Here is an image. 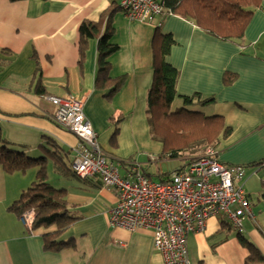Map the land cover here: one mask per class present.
<instances>
[{
    "label": "crops",
    "instance_id": "crops-1",
    "mask_svg": "<svg viewBox=\"0 0 264 264\" xmlns=\"http://www.w3.org/2000/svg\"><path fill=\"white\" fill-rule=\"evenodd\" d=\"M119 1L0 0V133L10 149L39 158L48 155L44 146L52 141L62 150L65 164L73 161L78 140L51 120L56 107L47 99L73 95L83 99V112L97 143L119 175L122 160L133 159L126 176L136 170L134 165L141 167L142 158L159 156L162 146L152 140L146 117L152 40L158 29L174 42L166 57L179 72L174 104L196 94L213 98L203 106L204 113L222 117L224 126L231 129L227 137H219L214 151L217 160L243 167V175L261 184L264 168L252 164L264 159V0L243 39L235 43L216 39L176 15L163 13L153 23L131 21L118 9ZM100 19L101 30L110 26L112 42L118 46L110 58V74L126 77L111 100L94 88L96 39L88 41L83 63L78 65L79 26L85 20ZM37 68L44 96L34 91ZM225 73L235 74L236 79L224 84ZM115 127L118 133L112 140ZM36 172L32 168L6 174L0 167V264H164L151 231L129 232L108 225L117 190L102 186L97 178L69 177L62 184L69 210L78 220L61 238L73 239L75 248L44 251L42 236L53 229L28 234L19 218L7 210L34 181ZM252 189L259 205L257 215L244 220L243 235L264 257V195L262 188ZM227 223L216 215L208 219L205 232L188 235L189 264H244L247 251Z\"/></svg>",
    "mask_w": 264,
    "mask_h": 264
},
{
    "label": "trees",
    "instance_id": "trees-1",
    "mask_svg": "<svg viewBox=\"0 0 264 264\" xmlns=\"http://www.w3.org/2000/svg\"><path fill=\"white\" fill-rule=\"evenodd\" d=\"M9 1L15 3L30 0ZM159 2L162 5L161 15L163 13L176 15L191 22L197 28L216 39L235 43L237 40L243 39L244 30L255 9L260 7L261 0H159ZM118 9L122 11L120 1ZM112 13L113 11L110 9L106 14L110 17ZM160 25V21L156 23L157 27ZM78 33V65L81 67L83 63L88 41L96 39L94 88L103 92L105 99L111 100L126 79L125 76L112 77L110 74V58L118 51V46L112 42L113 29L110 26H105L102 31L101 19L96 22L85 20L80 24ZM173 44L171 36L162 35L158 32V29L156 30L152 40L153 74L147 94L146 117L152 138L162 146L158 159H177L183 155L182 153L189 152L186 155L188 158L185 166L174 171L178 172L201 159L208 150L215 151L219 145V137H227L231 129L224 126L222 117L206 115L200 110L193 109L194 106L203 107L211 104L213 98H202L199 94L192 97H181L179 99L182 105L175 110L171 109L172 104L178 98L176 85L179 76V72L166 62V57L169 55ZM38 68L33 77L34 91L38 95L44 96L46 91L41 84ZM235 79L236 75L232 73H225L223 76L224 84L232 83ZM117 133L118 128L115 127L112 140ZM44 149L48 152V155H43L39 158L25 156L20 150L10 149L0 133V167L6 174L25 173L32 168H37L34 181L20 193L19 197L8 206L7 210L18 218L28 210H34L33 231L53 229L42 236L43 250L58 253L65 249L75 248L73 239L66 241L61 237L78 218L73 216L72 211L69 210L67 191L62 188H54L47 183V163L50 162L52 164L54 173L59 177L78 178L71 168L73 162L64 163L62 150L54 142L49 141L48 145L44 146ZM214 157L217 159L216 154ZM131 160L133 159L129 158L120 161L121 167L126 171H130L129 167H133ZM134 166H136L137 172L157 182H165L168 176L174 173H163L152 178L144 171L142 172L139 165ZM252 166L264 168V159L252 164ZM134 173L135 171H131L122 178H128ZM96 178V176H92L83 180ZM99 182L103 186L100 180ZM261 186L264 189V181L261 182ZM244 193L250 213L244 212L241 216L240 228H233L231 222L222 213L216 215H220L228 221L229 225L228 223L227 225L236 234L240 245L247 251L244 264H264L262 254L243 235L244 220H250V218L252 219L255 216L251 208L250 195L245 191Z\"/></svg>",
    "mask_w": 264,
    "mask_h": 264
},
{
    "label": "built area",
    "instance_id": "built-area-1",
    "mask_svg": "<svg viewBox=\"0 0 264 264\" xmlns=\"http://www.w3.org/2000/svg\"><path fill=\"white\" fill-rule=\"evenodd\" d=\"M120 7L131 21L153 23L162 13L159 0H120ZM56 110L51 120L77 140L72 170L78 179L96 176L106 187L117 190V201L108 212V225L129 232L149 230L164 264H189L187 239L205 232L210 217L222 213L233 228H240L241 216L250 213L242 187L236 181L243 169L220 163L208 150L184 170L174 172L165 182H157L135 170L122 178L109 161L83 112L84 101L73 95L47 98ZM35 211L20 216L26 233L33 232Z\"/></svg>",
    "mask_w": 264,
    "mask_h": 264
},
{
    "label": "rangeland",
    "instance_id": "rangeland-1",
    "mask_svg": "<svg viewBox=\"0 0 264 264\" xmlns=\"http://www.w3.org/2000/svg\"><path fill=\"white\" fill-rule=\"evenodd\" d=\"M182 104H172L171 109L175 110L176 108H179ZM194 110L197 111H202L204 113L203 107L202 106H194L193 107ZM205 114V113H204ZM120 124V122L118 123ZM149 125V124H148ZM150 129V126H149ZM150 136L152 137L151 133ZM153 141H155L152 138ZM156 142V141H155ZM189 152H184L182 153L183 155H181L180 157H178L177 159H168V158H159L158 159V155L157 157H151V159L149 158H145V160L142 158L141 161L144 162L141 165L140 170L145 173H147L150 177L155 178L157 177V175L159 174H163V173H171L174 172L176 170H178L179 168L185 166V163L187 161L186 155ZM150 161V162H149ZM48 166V172H47V176H48V181L47 183L54 187V188H61L62 184L65 183L67 181V178H62L59 177L58 175H56L53 171L52 165L50 164V162L47 163ZM186 168V167H185ZM119 171H120V175L123 176L124 173H126V170H124V168L119 167ZM262 179H264V174H262ZM236 186L237 187H242L244 189L245 192H249V194H251V199L253 200L252 203L253 205L251 206L253 212L257 215V212H255V208L259 205V203L256 201L258 199V197L255 195V193H252L251 191H249L252 188H256V189H252V190H258L261 189V184H260V180L257 182V179H250L248 178V176L245 174L243 175L241 180L236 181ZM264 189H261V194L264 195ZM211 218V217H210ZM20 221V219H19ZM188 248V246H187Z\"/></svg>",
    "mask_w": 264,
    "mask_h": 264
},
{
    "label": "clouds",
    "instance_id": "clouds-1",
    "mask_svg": "<svg viewBox=\"0 0 264 264\" xmlns=\"http://www.w3.org/2000/svg\"><path fill=\"white\" fill-rule=\"evenodd\" d=\"M20 218V217H19ZM33 229V228H32Z\"/></svg>",
    "mask_w": 264,
    "mask_h": 264
}]
</instances>
